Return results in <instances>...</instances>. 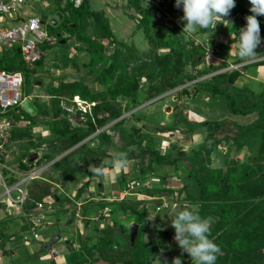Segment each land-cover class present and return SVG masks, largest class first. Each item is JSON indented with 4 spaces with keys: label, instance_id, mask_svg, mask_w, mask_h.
Listing matches in <instances>:
<instances>
[{
    "label": "trees",
    "instance_id": "16d2710c",
    "mask_svg": "<svg viewBox=\"0 0 264 264\" xmlns=\"http://www.w3.org/2000/svg\"><path fill=\"white\" fill-rule=\"evenodd\" d=\"M143 1L145 0H127L125 6L126 13L136 21L135 29H143L149 46L141 58L138 57L136 61L133 60L132 62L130 60V48L125 49L124 47L127 44L114 36L109 20L102 10H93L89 0H80L78 3H76V0H66L63 4L61 0L53 1L54 11H60L63 15L62 19L64 21H62V24L65 30L74 37L75 41L81 43V45L83 44L81 49L88 51L90 60L84 64L86 70L80 77L70 80H66L64 74L53 77V81L47 87L51 102L50 110L45 105L38 104L35 106V114L37 112L40 113L38 120L47 126V136L37 140L34 139V133L32 132L34 125L15 129L14 127H16L19 119L13 118L12 113L13 111L16 112L15 109H18L19 112L20 106L10 110V117L13 122L11 140H15L18 143H29L25 152L19 155V167L27 170L31 164L39 165L42 164L43 160L48 162L60 156L50 167L62 172L63 175V178L54 180L42 176L44 180H31L26 186L27 197L20 209L13 213V217L19 216L23 218L25 214L36 208L38 202H42L48 196L59 198L56 193L52 192V182L60 181L63 183L72 175L87 177V180L77 188L74 197L75 199L82 196L83 199H87L88 184L92 175L89 171L90 161H93L91 165H100L106 157L104 150L99 152L96 149L95 140L116 145L107 132H104V130L99 131L105 123L114 120L113 126L119 129L121 133L119 135L120 141L124 142L126 147L135 144L137 142L132 139L129 131L119 127L124 121V118H120L123 111L133 109L146 100L176 86L183 85L187 81L194 80L202 74L216 70L221 65H226L225 61L218 64L210 62L205 68L198 69L195 72L188 71L187 66L189 63L196 66L200 61L198 56L191 57L192 53L189 50L185 51L184 42L181 39L174 40L176 30L174 27L178 28L180 24L173 22V29L164 25L172 32L171 40H165L152 17V14L158 9L164 14L178 12L179 8L175 6V0H152L157 2L154 5L149 4L148 7L144 6ZM166 2L169 4V10L163 11L162 5ZM249 9V1L245 5L236 3L230 16L225 17L224 20L235 18L246 24L245 17L252 14ZM137 16H139V19ZM91 18L92 21L90 23ZM257 19L260 22L261 35H264V16H258ZM180 22L183 24L182 20ZM89 24L92 26L93 37L87 33ZM134 32L135 30H133ZM59 39H63V43L68 40L63 33H60ZM102 39H107L108 44L114 45L111 51L107 49V45L102 42ZM232 41V39H229L226 42H217L214 47L215 54L221 55L224 59L227 58L229 43ZM49 43L51 42H44L41 46H48ZM211 44H213V41H211ZM161 46H170L171 54H158L157 51ZM16 56L17 52L14 50L8 62L3 63L0 61V68L10 71L20 70L26 78L31 73V75L35 74L34 72L29 73L27 66L23 63L17 64ZM238 61L236 60L235 63ZM136 62L137 66L135 67L133 64ZM41 63H43V58L37 61L36 65ZM249 64L262 65L264 64V59L245 64L244 67H248ZM128 66L129 71L125 75L123 70L127 69ZM240 75L241 72L237 69L229 72H219L213 74L208 80L194 82V91L192 93L185 87L180 89V97L183 95L191 97L190 100L188 99V106L205 116L202 121H189L184 116V122H186L185 135L191 136L199 125L204 128L215 125L216 128L214 130L208 128L209 130L205 134L204 140L197 148H191L187 151L178 150L179 154L177 155L172 154L173 152H162L159 147L160 139L155 140L152 135L145 133L146 142L139 148V154H137L136 158L141 155L147 156V160L143 161L142 167L139 169L140 175L143 177H145L146 170L154 172L156 170L155 165L170 166L174 164L177 166L178 164H183L186 172H184V176L165 174H158L157 176L154 174L155 178H160L166 182L176 178V180L180 181L181 187L170 188L164 186L160 190L143 189L142 192L144 194L157 196L155 200L152 199L154 202L149 201L146 196L135 198L136 200L122 198L109 202L99 200L101 201L99 203L97 201V204L109 207L107 215H111V219L116 224L118 223L117 218H119V215L130 214L134 216L133 222L138 224L134 242L131 243L130 241V233H125L120 228L113 230L117 231L120 236L126 234L127 241L125 246H120L118 249H113L114 246L112 247L110 240L103 242L102 239L104 240V238H98L97 242L89 244L88 242L92 240V237L87 236L80 242L81 257L74 264H81L88 257L90 260H88L87 264H96L93 253L97 248V251L102 252L101 246L103 244L108 247V250L104 251V255L108 259L110 258V264H152V261L158 257L162 250L166 249L168 251L173 246L171 242L173 233L171 217L167 229L158 233L161 237L159 241L152 239L144 242L141 237L138 238L139 234H142L140 226L144 227L145 222H149L146 220L149 213L147 203L153 202L156 206L158 201L163 199V194L169 191L174 192L177 197H181L183 195L182 192H186L184 198H182L183 202H180L176 209L177 211L185 208L192 209L189 205H197V208L192 210L198 212L201 217L209 219L211 224L209 238L221 248L216 264H264V90L255 94V101L252 102L251 109L238 105L235 98H239L242 95L243 88L236 87L234 82ZM140 77L148 80L144 84L145 87L142 92L144 100H142V94L139 89ZM157 78H159L158 81ZM224 80L225 83L222 84ZM93 82L102 84L105 89L93 91L91 88V83ZM205 94L208 97L211 95L212 98L219 94L230 98V114H247L251 111H256L257 116L253 122L247 125H239L238 132L233 134L226 132L224 135L217 137V131H220L222 127V118H220L221 115L217 114L219 112L214 111V109H200L201 107L197 101L202 99ZM73 97H75V100H84L83 103H94L88 111L82 112L81 108L75 110L76 116L83 115L84 119L81 121L77 118L74 119L67 106L61 104L62 99L66 103H75ZM119 97H123L122 99L127 102L125 106L121 107V105L114 103ZM180 106H177V108L179 107L182 110ZM102 108L104 109L102 112H106L107 115L103 113L102 117H99L98 113ZM177 108L174 113L180 112ZM137 111L130 113V115L133 114L135 118L141 120L142 116L140 117ZM177 120L175 119L176 122ZM192 123H195L196 126H191ZM156 127L164 133L172 132L164 125H157ZM134 129L138 130L137 128ZM249 130H253L252 132H255V136H257L254 139L255 141H253L255 148L247 141L248 136H244ZM223 142L228 143L230 149L226 150L222 165L208 168L207 163L210 161L211 152ZM44 144H46L45 147H43ZM126 147L119 145L117 152H129ZM175 147L176 145L173 143L170 149L173 151L176 149ZM231 147L236 151L246 148L244 159L241 161L229 159ZM37 150H41V155L37 156L34 161H28L29 155L34 154ZM112 157L113 154H111V159ZM132 158L133 156L129 152V159ZM23 160L26 161L23 162ZM125 180L126 174L120 173L117 177L119 185L125 183ZM172 214L173 211L170 216ZM104 218L106 219L105 214L102 216V219ZM8 219H11V216L0 219V238L3 237L2 228L5 227ZM4 244L1 243L0 247L3 248ZM167 251L166 253H168ZM183 259L185 264H192L187 253H183Z\"/></svg>",
    "mask_w": 264,
    "mask_h": 264
},
{
    "label": "rangeland",
    "instance_id": "374dc122",
    "mask_svg": "<svg viewBox=\"0 0 264 264\" xmlns=\"http://www.w3.org/2000/svg\"><path fill=\"white\" fill-rule=\"evenodd\" d=\"M54 0H27L23 4V9L21 12L25 10L26 14L29 15H40L43 19L42 28L47 31V33L52 34L54 39L51 40V43H49L48 46H41L44 51V57H43V63L40 65H36V63L27 64L26 68L29 73L34 72L35 74L31 75L28 78H26L24 75V82L22 86V94L23 97L30 100L34 106L39 105H45L50 110L51 109V102H50V96L47 92V87L49 83L53 81V77H57L60 75H65L66 80L73 79L75 77H80L84 74L86 68L84 67V64L89 62L90 60V54L88 51L81 49L82 45L81 43L74 40V37L72 35H69L67 30H65L62 21H64L62 18L57 20L56 24H52L51 18H53L56 11H54L53 6ZM66 0H61L62 4L65 3ZM115 1V0H112ZM117 1V0H116ZM249 0H236V3L240 4H247ZM90 6L93 10H102L104 14L107 16L110 24V28L112 32L114 33V36L118 40H122L127 44L125 49L130 48V60L131 62L133 60L136 61V59L139 57L141 58L145 52L148 50V40L145 36V33L143 29H135V19L131 18L129 14L126 13V9H122L120 7L115 8H107V4L103 2V0H89ZM127 0H119L120 5L126 4ZM157 2V1H156ZM156 2H153L152 0H149L148 5H154ZM143 3L146 5L147 0L143 1ZM111 5H115V3H111ZM144 5V6H145ZM168 3H163L162 9L163 11H168ZM148 10H150L148 8ZM67 15V14H66ZM9 16V15H8ZM183 16V11L180 8V10L176 13H170L164 14L160 9L156 10L155 13L152 14V17L154 21L156 22V27L159 28V32H161V36L165 38V40H171V31L169 28H167L164 25L172 27L173 22H177V24H180L178 28H175V41L177 39H181L184 42V49L185 51H190L192 53L191 57L198 56V60L200 61L198 65L194 66L192 64H188L187 70L190 72H195L198 69L205 68L208 63L212 62L214 64H218L220 59L216 58L214 52L215 44H217L218 41V31L216 29L213 30H200L196 34L189 35L187 33L182 32L183 24L180 22V18ZM139 19V16H137ZM235 19V18H234ZM229 19V20H234ZM238 20V19H236ZM92 21V18L90 19V23ZM231 21V22H232ZM232 24V23H231ZM218 26V27H217ZM216 28H221L217 24ZM245 26L244 23L240 21L236 23V21H233V24L231 27L235 30V33L239 34V29L241 27ZM173 29V27H172ZM217 29V30H218ZM133 30L135 32L133 33ZM221 30V29H219ZM229 30H227L228 32ZM60 33H63L65 37L68 38L66 43H63V41H60L59 35ZM87 33L93 37L92 32V26L91 24L88 25ZM230 33V32H228ZM69 36V37H68ZM262 40H264V35H261ZM213 39V40H212ZM229 39H232V34L229 35L226 38V41ZM107 39H102V42L107 45V49L111 51L113 49V44H108ZM211 41H213V44H211ZM171 42V41H170ZM234 41L230 42L231 45ZM175 44V42H174ZM264 44V43H261ZM176 45V44H175ZM18 46L16 44L9 46L6 44L0 43V61L1 62H8L10 55L14 52L13 49H15ZM195 48V50H194ZM171 48L170 46H161L158 49V54L160 55H168L171 54ZM258 54H264V45H261L255 50ZM151 53V51H149ZM16 63H22L21 57L17 53ZM258 60H260L258 58ZM235 60H229L226 62V65H221L220 68H217L216 70H212L208 73L202 74L198 76L196 79L187 81L183 85L176 86L156 97H153L149 100H146L142 102V104L138 105L137 107L125 110L123 111L122 116L120 118H124L123 123L120 128L126 129V131H129V134L131 135L132 139L137 142L135 144H132L130 146L125 145L124 142L120 141L119 135L120 130L113 126L114 120L110 121L109 123H105L100 129L104 130V132H107L108 135H110L113 139V142H115L116 145H112L110 143H101L98 142V140H95V146L96 149L100 152L104 150L106 153V157L104 160L100 163V165H103L106 170H110L112 172L113 180L120 175V172L126 174V182L116 186V184H113V188L110 189L109 196L111 198L118 199L120 198H126L127 200H136L135 198H141L146 196L149 198V201H153L157 198L156 195L151 196V194H144L142 190L145 188L147 189H161L164 186L170 187V188H180L181 183L179 180L170 179L168 182L162 181L160 178H155L154 174L158 176V174H165V175H177V176H184V167L183 164H178L177 166L173 165H155L156 170L154 172H151L150 170H146V177H143L139 173L140 167H142L143 161L147 160L146 155H141L136 158L137 154H139V148L143 146L146 142V134L152 135V137L157 140L160 139L161 142H159V147L162 152H173L172 154L177 155L179 154L178 150H190L191 148H197L199 144L204 140L205 134L208 132V128L214 130L216 126H211L208 128H204L203 126H200L196 128L195 132L192 133V135L189 137L185 135V124L184 122V115L180 110L179 113H174L176 110V106L183 105L188 106V99L190 100V96H182L180 97V89L182 87H185L189 92L193 91L194 88V82L196 81H204L208 80L213 74L219 73V72H229L233 69L241 70V75L238 77V79L234 82V85L237 87H240L243 92L242 95L239 98H235V101L237 100V104L245 107L247 109L252 108V102L255 101V94L258 92H261L264 90V76H255L259 74L261 71H258V73H255L253 75V70L257 72L254 67L255 65L249 64L248 69L245 70L244 68H241L243 66V63L235 64L232 63ZM256 60L248 61V63L254 62ZM243 62V61H242ZM231 63V64H230ZM20 65V64H19ZM23 66V65H22ZM133 66H137V62L133 64ZM134 67V68H135ZM140 67V66H139ZM129 71V66L127 69L123 70V73L127 75ZM117 72H119L117 70ZM38 76V77H37ZM87 79V77H86ZM89 79V78H88ZM260 79V80H259ZM159 78H157V81ZM56 82V80H54ZM148 82L147 79L144 77L139 78V89L140 93L144 91V87ZM225 83V80L222 82V84ZM91 88L93 91L97 90H104L105 87L98 83L93 82L91 83ZM144 94H142V100L145 98L143 97ZM123 97H119L114 103L121 105V107L125 106L127 102H125ZM73 101H75V97H73ZM230 98L223 96V95H216L214 98L211 97V95L208 97L207 94L202 96V99L198 100V104L202 109H214V111H217L219 113L222 127L220 128V131H217L216 136L220 137L224 135L226 132L233 134L239 131L238 127L239 125H247L256 118L257 112L251 111L247 114H230ZM61 104L63 106H67L69 112L74 117V119L83 120V115L76 116L75 110L78 108L84 112L85 110H90V107L94 104L92 103H83L80 101L75 103H66L64 99H62ZM86 106V107H85ZM85 109V110H84ZM137 111V114L142 118L141 120L134 117V115H130V113H133L134 111ZM104 109L98 113L99 117H102V114H106V112H102ZM190 114V113H189ZM13 118L19 119V122L16 123L15 129L24 128L25 126H33L32 132L34 133V139H39L44 136H47L46 134V128L47 126L43 123H41L38 119L40 117V113L37 112L36 114H30L26 109L23 107H19V112L12 113ZM105 116V115H104ZM188 117V115H187ZM119 118V119H120ZM182 118V119H181ZM189 118V117H188ZM191 120H196L193 115H190ZM118 119V118H117ZM175 119H178L177 122ZM180 121V122H178ZM167 126L170 131L172 132H162L160 131L156 126ZM18 126V127H17ZM191 126H196L195 123H192ZM137 128L138 130L134 129ZM253 130H249L246 132L247 141L253 145L255 148V144L253 141L257 137L255 136V132H252ZM185 132V133H184ZM145 134V135H144ZM140 143V144H139ZM176 145V149L172 151L170 147L172 144ZM224 143V142H223ZM221 143L220 146L217 147V149L213 150L210 154V161L207 163L208 168H214L222 165V159L225 155L226 149H230L228 147V143ZM139 144V145H137ZM224 146H223V145ZM119 145H122L124 148L126 147V150L130 152V154L133 156L132 159H129V165L126 170H118L112 167L111 164L108 163L109 160H111V154H114L117 152V147ZM29 143H18L15 142V140H11L8 144H5L2 147V150L0 152V158L8 165H13L16 168H19V158L20 154L25 152V150L28 148ZM46 144H44L43 147H45ZM91 146V145H90ZM232 149V147H231ZM24 150V151H23ZM246 152V148H243L241 151H236L234 149L231 150V154L229 155V159L241 161L244 159ZM35 156L41 155V150H37L35 153ZM5 155V156H4ZM35 158V160H36ZM34 161V160H33ZM42 163H46L44 160ZM91 164H93V161H90ZM18 164V165H17ZM99 164V163H98ZM35 164H31L30 166H33ZM88 168V166H86ZM87 170V169H85ZM82 170V171H85ZM186 173V172H185ZM93 175V173H91ZM117 175L114 178V175ZM180 174V175H179ZM91 175V176H92ZM106 177H109L108 174H104ZM44 178H50L52 180L56 178H63L62 172L56 171L52 167L47 168L41 175ZM91 178V177H90ZM101 178V177H100ZM86 176H70L69 179L64 181L63 183L60 181H57L56 183L53 182L52 184V192L56 193L59 198L56 197H46L44 200H42L43 206L41 209H38V212L41 214L43 213V216L41 218V222L38 225H32V221L29 219L30 216H34V213L37 212L36 209L30 211L29 213L25 214L24 217H13L12 219H8L7 224L4 228H2V234L3 237L0 238V244L6 243V240L11 233L12 230H18L16 233V236L18 239L22 240L23 235H26L29 241V245H25L22 242L19 243L18 248L15 250V254L13 256L7 255L3 258L5 264H74V262L81 257L80 254V242L85 239V232L88 234H91L92 238H94V242L98 240V238H104L102 239L103 242H106L105 240H110L112 243L113 249H118L120 246H125L127 238L126 234L121 235L117 233L118 228H120L123 232L127 233L131 231L130 225L133 222V215L126 214V215H119L118 223L116 224L112 219L111 215L106 218L102 219V216L104 215L101 213L99 215V212L101 210H106V213H108L109 207H99L97 205L96 201L92 200L89 202V204H85L83 207V204L78 201L77 198L74 199L77 188L83 184L86 180ZM99 177L93 176L90 180H96L94 185L92 187H88L90 190L88 194L91 196L92 199L95 200H102L106 201L105 198L97 197V195L101 194L99 193V189L97 188V180ZM36 180H44L42 178H37ZM91 182V181H90ZM134 182V183H133ZM130 184H132V187H130ZM89 186V184H88ZM111 188V187H110ZM119 189V190H118ZM154 192V191H153ZM13 194H16L14 191ZM160 194V193H159ZM183 195L181 197H177V195L174 192H168L164 193L163 200L158 201V204L166 203L167 207H163L161 210L156 211L155 209V203L149 202L148 209L149 213L146 217V220L149 222H145L144 227L140 226V230H142V234L140 233L138 238L141 237V239L144 242H147L149 240H161V237L158 233H160L161 230L167 229V226L170 223V214L174 209L176 210L178 208V205L180 202L182 203V198H184L185 193L182 192ZM162 195V194H161ZM151 198V199H150ZM112 199V200H115ZM154 199V200H152ZM110 200V201H112ZM185 201V200H184ZM101 201H99L100 203ZM109 202V201H108ZM157 202V201H156ZM74 203V204H73ZM188 204V203H187ZM189 205V204H188ZM192 209H196L197 205H189ZM87 208L88 210L86 214L89 216L87 221L89 222V228H86L84 219H81V210L83 208ZM20 209V208H18ZM17 209L11 211L14 213ZM74 212V213H73ZM73 213V214H72ZM116 214V213H115ZM114 214V215H115ZM12 215V214H11ZM77 219L80 221L82 232L80 235L78 234V227L77 225ZM98 220V221H96ZM213 220V219H212ZM27 222V223H25ZM25 223V224H24ZM30 223V224H28ZM101 223V224H100ZM91 224V226H90ZM101 226H97V225ZM108 226L107 228H105ZM87 230H86V229ZM143 228V229H142ZM106 229V232H105ZM114 229V230H113ZM36 230L39 234V237L33 238L32 234ZM108 231V232H107ZM13 232V231H12ZM96 233V234H95ZM59 235L60 238L57 239L54 242H51L55 236ZM175 230L173 229V233L171 235V242L172 247L167 251L170 254H165L163 251H161V255H158L159 260L161 263L164 261H167V264H171L173 257L180 256L182 257V264H185L183 259V253L179 246L177 245L176 241L174 240ZM79 236V237H77ZM89 237V235H87ZM86 236V237H87ZM105 236V237H104ZM96 238V239H95ZM78 240L75 245L79 249V255L77 252H74L72 250V243L73 241ZM93 242V243H94ZM48 243L51 247L54 248L56 251V257L49 256V248ZM92 243V242H91ZM6 245V244H5ZM1 246V245H0ZM116 246V247H115ZM167 248V247H166ZM98 249V248H97ZM94 251V259L96 260V264H110V258L106 257L104 255V251L108 250V247L106 244H103L101 246L100 251ZM1 251V250H0ZM71 252V253H70ZM110 252V249H109ZM78 257L76 258V256ZM161 256V257H160ZM88 260L90 258L88 257L86 261H84L81 264H87ZM115 264H122V263H115ZM152 264H160V262L157 259H154L152 261Z\"/></svg>",
    "mask_w": 264,
    "mask_h": 264
},
{
    "label": "clouds",
    "instance_id": "9594fccd",
    "mask_svg": "<svg viewBox=\"0 0 264 264\" xmlns=\"http://www.w3.org/2000/svg\"><path fill=\"white\" fill-rule=\"evenodd\" d=\"M149 0L145 7H148ZM251 15L245 17V26L239 29V34H232L228 56L248 62L264 59V54L255 50L264 43L261 37L258 16H264V0H249ZM175 6L181 8L183 16L182 32L189 35L200 30H215L216 25L225 17L230 16L236 6V0H175ZM113 168L126 170L129 165V152H115L108 161ZM93 176L102 177L105 174L103 165H89ZM171 217V227L175 230L174 240L182 253H187L192 264H216L221 253V248L209 238L211 224L209 219L201 217L195 210L185 208L177 211L174 209ZM133 225V224H132ZM130 225V228L131 226ZM156 259L160 262L159 257ZM163 264H167L164 261ZM171 264H182V257H173Z\"/></svg>",
    "mask_w": 264,
    "mask_h": 264
},
{
    "label": "built area",
    "instance_id": "2783aa9c",
    "mask_svg": "<svg viewBox=\"0 0 264 264\" xmlns=\"http://www.w3.org/2000/svg\"><path fill=\"white\" fill-rule=\"evenodd\" d=\"M26 1L0 0V43L9 46L16 44L24 65L36 63L42 59L44 51L41 44L54 39L42 28L43 19L40 15L28 16L25 10L21 12ZM79 1L76 0V3ZM23 82L24 77L20 70L10 71L0 68V152L2 147L11 141L13 122L10 110L22 106V101L25 99L22 94ZM15 111L18 112V109ZM58 157L60 156L39 165H29L27 170H23L19 166L16 168L13 165H8L0 158V219L15 208L21 207L27 197V184L33 179L42 178V173ZM25 161L23 160V162ZM14 191L16 194H13ZM166 205L162 202L156 205L155 209L159 211ZM42 206L43 203L38 202L35 208L37 212L34 213L33 218L30 216L29 219L33 224L41 222L43 213L40 214L38 209H41ZM105 212V209L101 210L99 215L105 214ZM34 237H37L36 233H34ZM50 252L53 253L54 250L50 249Z\"/></svg>",
    "mask_w": 264,
    "mask_h": 264
},
{
    "label": "crops",
    "instance_id": "0c3cea01",
    "mask_svg": "<svg viewBox=\"0 0 264 264\" xmlns=\"http://www.w3.org/2000/svg\"><path fill=\"white\" fill-rule=\"evenodd\" d=\"M103 2L105 3V5L107 6V8L109 7H111V8H115V7H120V8H122V9H125V6H126V4H124V5H120L119 4V0H115V1H112V0H103ZM111 3H115V5H111ZM179 10H180V8H179ZM232 20H226V21H220V23H218V25L221 27V28H219V29H221V30H219L218 28H215L216 29V31H218L217 33H218V36H219V38H218V41H223V42H226V38L229 36V35H231V34H233V33H235V30L233 29V27H231V25L233 24V21H236V23L237 22H239L240 23V21L239 20H236V19H234L232 22H231ZM232 23V24H231ZM217 26V25H216ZM218 27V26H217ZM218 29V30H217ZM227 30H229L228 32H230V33H228L227 32ZM262 45H264V44H261V47H262ZM230 47H231V45H230ZM230 47H229V49H228V51L230 50ZM217 57L216 58H218V59H220V61H225V62H228L229 60H239V59H237V58H234V57H232V56H228L227 58H223L221 55H218V54H215ZM256 60H258V59H256ZM235 61L234 62H232V63H235ZM240 63H243V66L241 67V68H244L245 70H247L248 69V67H244V65L245 64H248V62H242V61H238V62H236L235 64H240ZM231 64V63H230ZM256 68V69H255ZM254 69L257 71V72H255L254 70H253V75L255 74V73H258V71H261L259 74H257V75H255V76H264V64H262V65H257V66H255L254 67ZM241 71V70H240ZM242 72V71H241ZM260 80V79H259ZM237 87V86H236ZM241 87V86H240ZM240 87H238V88H240ZM193 91H194V88H193ZM192 91V92H193ZM192 92H190V93H192ZM186 96H188V95H186ZM76 101V100H75ZM180 106V105H179ZM177 107V106H176ZM181 108H182V113H183V115L187 118V120H189V121H192L191 120V118H190V115H193L194 117H195V119L196 120H193V121H202L204 118H205V116L204 115H201V114H199L198 112H196V110H194L193 108H191V107H189V106H186V107H184L183 105H181L180 106ZM200 109H202V108H200ZM177 110H180V108L178 107L177 108ZM205 110V109H204ZM176 111V110H175ZM190 113V114H189ZM187 115H188V117H187ZM190 137V136H189ZM223 145V144H222ZM220 146V145H219ZM224 146V145H223ZM227 150V149H226ZM231 154V152L229 153V155ZM48 168H50V167H48ZM121 173V172H120ZM139 173H140V171H139ZM146 173V172H145ZM105 174H108V176L109 177H106V175H104V176H102L101 178L99 177V179L97 180V188L99 189V193H101L100 195L98 194L97 195V197H99V199L100 198H105V200L106 201H110V200H112V199H115V198H111L110 196H109V190L110 189H112L113 188V184H116V186H119V183L117 182V175L115 174L114 175V180H113V178H111L112 177V172L110 171V170H106L105 171ZM145 175V177H146V174H144ZM78 176H80V175H78ZM91 178H93V175L92 176H90ZM96 177V179H97V176H95ZM87 178V177H86ZM90 178V179H91ZM157 178V177H156ZM87 180V179H86ZM91 182H89V188L90 187H92L93 185H94V183L96 182V180H90ZM52 184H53V182H52ZM111 187V188H110ZM88 188V192H89V189ZM119 190V189H118ZM77 199H78V201L79 202H81L82 204H83V207H84V205L85 204H87V203H89L90 201H92V200H94V201H99V200H95V199H97V198H95V199H92L91 198V196L88 194V197H87V199H83V197L82 196H80V197H77ZM119 199H122V198H118V200ZM116 200V199H115ZM97 205H99V207H101L102 205L101 204H97ZM101 205V206H100ZM106 206V205H105ZM104 205L102 206V207H105ZM15 209H17V208H15ZM14 209V210H15ZM87 210H88V207L86 208H83L82 210H81V219H84V223H85V226H86V228H89V222L87 221L88 219V215L86 214V212H87ZM13 211V210H12ZM12 214V215H11ZM7 216H11V219L13 218V216H14V214L12 213V212H9V213H7V215H4L1 219H4V218H6ZM106 218H108L109 216L107 215V213H106ZM17 217V216H16ZM19 217V216H18ZM105 219V218H104ZM7 221L8 220H6V224H7ZM96 221H98V220H96ZM25 223H27V222H25ZM24 223V224H25ZM40 223V222H39ZM39 223H32V225H38ZM82 223V222H81ZM80 223V221H79V219H77V225L76 226H79L77 229H78V234L80 235V233L82 232V229H81V224ZM28 224H30V223H28ZM101 224V223H100ZM90 226H91V224H90ZM97 226H101V225H97ZM85 228V229H86ZM87 230V229H86ZM13 231V232H12ZM18 232V230H12L11 229V233L10 234H8L9 235V237L6 239V240H8V241H6V245L4 244V247L3 248H1L0 247V264H5L4 263V260H3V258L4 257H6L7 255H9V256H13L14 254H15V250L18 248V245H19V243L20 242H22V240H23V243L25 244V245H29V241H28V238H27V236L26 235H23V237H22V240H20V239H18L17 238V236H16V233ZM34 233H36L37 234V237H39V234H38V232L36 231V230H34V232H33V234H32V236H33V238H37V237H34ZM96 234V233H95ZM85 237L87 236V235H89V236H92L91 234H88V233H86L85 232ZM77 237H79V236H77ZM59 238H60V236H59ZM78 240H76V241H73V243H72V250L74 251V252H77V254L79 255V249L77 248V246L75 245V243L77 242ZM52 242V241H51ZM93 243L94 242V238H92V240H90L88 243L90 244V243ZM48 248H49V256H51V257H56V251L54 250V248L53 247H51L50 245H49V243H48ZM50 249H53L54 250V252L53 253H51L50 252ZM163 251V250H162ZM165 254H168V253H166V251L164 250L163 251ZM71 253V252H70ZM170 254V253H169ZM78 255L76 256V258L78 257ZM159 255H161V252H160V254ZM161 257V256H160Z\"/></svg>",
    "mask_w": 264,
    "mask_h": 264
},
{
    "label": "water",
    "instance_id": "95a60500",
    "mask_svg": "<svg viewBox=\"0 0 264 264\" xmlns=\"http://www.w3.org/2000/svg\"><path fill=\"white\" fill-rule=\"evenodd\" d=\"M37 1H40V0H37ZM63 17L62 13L60 11H56L53 18H51V23L52 24H56L57 20L61 19ZM63 41V40H61ZM16 52L19 53V49L17 48L16 49ZM22 107L24 109H26L30 114H33L35 113L36 111V107L32 104V102L28 99H24L22 101ZM36 156L35 154H30L29 155V158H28V161H33L35 160ZM133 224V225H132ZM131 225V231H130V241L131 243L134 242V239H135V236H136V233H137V229H138V224L133 222ZM57 239H59V235L55 236V238L52 240V242L56 241Z\"/></svg>",
    "mask_w": 264,
    "mask_h": 264
},
{
    "label": "bare ground",
    "instance_id": "6f19581e",
    "mask_svg": "<svg viewBox=\"0 0 264 264\" xmlns=\"http://www.w3.org/2000/svg\"><path fill=\"white\" fill-rule=\"evenodd\" d=\"M76 101L80 103L81 99H76ZM83 101H84V100H83ZM83 101H81V102H83ZM85 107H86V106H85ZM84 110H85V109H84Z\"/></svg>",
    "mask_w": 264,
    "mask_h": 264
}]
</instances>
